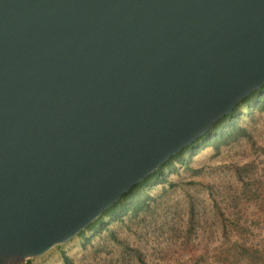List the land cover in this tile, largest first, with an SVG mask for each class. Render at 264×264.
<instances>
[{
    "label": "water",
    "instance_id": "1",
    "mask_svg": "<svg viewBox=\"0 0 264 264\" xmlns=\"http://www.w3.org/2000/svg\"><path fill=\"white\" fill-rule=\"evenodd\" d=\"M264 86V0H0V264L86 229Z\"/></svg>",
    "mask_w": 264,
    "mask_h": 264
},
{
    "label": "rangeland",
    "instance_id": "2",
    "mask_svg": "<svg viewBox=\"0 0 264 264\" xmlns=\"http://www.w3.org/2000/svg\"><path fill=\"white\" fill-rule=\"evenodd\" d=\"M260 96L237 106L217 147L201 148L219 124L77 236L21 264H264Z\"/></svg>",
    "mask_w": 264,
    "mask_h": 264
},
{
    "label": "trees",
    "instance_id": "3",
    "mask_svg": "<svg viewBox=\"0 0 264 264\" xmlns=\"http://www.w3.org/2000/svg\"><path fill=\"white\" fill-rule=\"evenodd\" d=\"M261 94V96L258 98L259 99V101H260V103H263V101H264V86L262 87V88H260L259 90H257V91H255V92H253L252 94H250L248 97H246L245 99H243L239 104H245L244 106L246 107V108H249V106H250V103H249V100L250 99H252L253 97H256L257 96V94ZM238 104V105H239ZM237 105V106H238ZM237 106L235 107V109L237 108ZM261 106H263V104L261 105ZM235 109L233 110V112L235 111ZM231 113L230 115H228V116H226V117H224L221 121H219L217 124H219V127L218 128H216V130L212 133V137H211V141H204L203 142V144H202V147L201 148H203V147H205V146H212V147H217L219 144H221V142L227 137V136H229L231 133H232V131H233V128L235 127V119L233 118L234 117V113ZM226 119H228V121L226 122V124H224V123H222L224 120H226ZM217 124H215V125H217ZM215 125L213 126V128H215ZM212 128V129H213ZM211 129V130H212ZM211 132V131H210ZM209 132V133H210ZM209 133L208 134H206L205 136H207V135H209ZM204 136V137H205ZM203 138V137H202ZM201 139V138H200ZM200 139H198V140H200ZM195 143V142H194ZM193 143V144H194ZM192 144V145H193ZM191 145V146H192ZM191 146H189V147H187L186 149H188V148H190ZM201 148H197V149H195L194 151H193V154H195V153H197ZM185 150V149H184ZM182 153V151L180 152V153H178L175 157H177L178 155H180ZM175 157H173V158H175ZM173 158H171V159H173ZM170 159V160H171ZM163 166V165H162ZM161 166V167H162ZM159 169V168H158ZM157 169V170H158ZM156 170V171H157ZM149 178V177H148ZM148 178H146L142 183H139V184H137L136 186H134L132 189H134V188H136L137 186H140V185H142V184H144V183H146L147 181H148ZM127 194L128 193H126L123 197L125 198L126 196H127ZM140 196V195H139ZM122 197V198H123ZM140 204V203H139ZM114 206V205H113ZM112 206V207H113ZM111 207V208H112ZM127 207H131L133 210H137V207H138V201H136V198L135 197H130L129 198V201H128V205H127ZM110 209V208H109ZM108 209V210H109ZM107 210V211H108ZM106 212V211H105ZM104 212V213H105ZM27 263V262H26Z\"/></svg>",
    "mask_w": 264,
    "mask_h": 264
}]
</instances>
